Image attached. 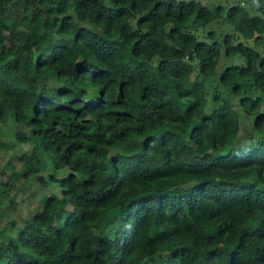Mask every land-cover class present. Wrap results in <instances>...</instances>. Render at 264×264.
I'll return each instance as SVG.
<instances>
[{"label":"trees","instance_id":"trees-1","mask_svg":"<svg viewBox=\"0 0 264 264\" xmlns=\"http://www.w3.org/2000/svg\"><path fill=\"white\" fill-rule=\"evenodd\" d=\"M263 108L242 5L0 0V148L32 147L2 180L59 189L0 229V264H264Z\"/></svg>","mask_w":264,"mask_h":264},{"label":"rangeland","instance_id":"rangeland-1","mask_svg":"<svg viewBox=\"0 0 264 264\" xmlns=\"http://www.w3.org/2000/svg\"><path fill=\"white\" fill-rule=\"evenodd\" d=\"M176 1H191V0H176ZM197 1L200 6H206L211 9L215 8L216 6H223L228 10L236 5H242L245 9L249 10L253 16H261L264 18V12L258 9H255L253 4L255 0H194ZM244 2V3H243ZM78 24L80 26L86 27V25L80 22L76 18ZM209 30H216L220 33H232L234 28L232 25L228 23L220 24L219 22H214L208 25L205 28L199 29L197 34L202 38L204 33H207ZM252 41L249 42V45H252ZM222 65V64H221ZM221 66L219 67V69ZM218 69V70H219ZM221 70V69H220ZM264 109V108H263ZM210 108L207 109V112H210ZM240 122H241V129L240 134L238 137L239 144H247L251 141L250 136L254 133L253 131V116H246L240 112ZM17 130L22 133H29V129H27L23 125H17ZM255 136H258L257 133H254ZM0 141L4 143H9V140L4 137H0ZM28 146H22L18 143L12 142L10 143L8 148H0V229H8L11 230L10 227V220L16 222V228L23 226V221L25 219L30 218L34 212L38 209L42 208V200L45 195H50L52 193L57 192L59 189L56 186H51L50 188L46 189L45 187L41 186L40 183L37 182L35 176L30 177L27 179H20L14 180L10 179V188L6 189L5 183L3 182L2 178L4 177L2 174L1 169L4 167L6 168V176H10L14 171H18L21 167L20 156L25 152H31L32 147L27 149ZM49 161L46 159L45 162ZM49 164V163H48ZM53 170L52 166L49 167ZM50 170V171H51ZM48 171L40 172L38 175H43L44 177L48 175ZM68 174V169L57 173L58 176ZM191 184L183 185V189L191 188ZM9 197L15 198V204L12 206L9 203ZM1 264H5L3 261Z\"/></svg>","mask_w":264,"mask_h":264}]
</instances>
